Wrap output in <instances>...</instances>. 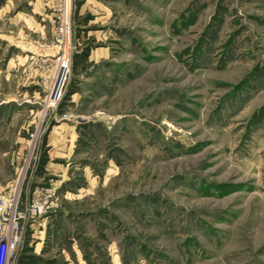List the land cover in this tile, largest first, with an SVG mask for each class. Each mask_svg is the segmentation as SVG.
Listing matches in <instances>:
<instances>
[{
    "label": "rangeland",
    "instance_id": "rangeland-1",
    "mask_svg": "<svg viewBox=\"0 0 264 264\" xmlns=\"http://www.w3.org/2000/svg\"><path fill=\"white\" fill-rule=\"evenodd\" d=\"M14 192V264H264V0H0Z\"/></svg>",
    "mask_w": 264,
    "mask_h": 264
},
{
    "label": "built area",
    "instance_id": "built-area-1",
    "mask_svg": "<svg viewBox=\"0 0 264 264\" xmlns=\"http://www.w3.org/2000/svg\"><path fill=\"white\" fill-rule=\"evenodd\" d=\"M19 197L13 194L0 197V264H14L13 258L20 241ZM45 204V203H44ZM43 203L36 199L32 204L33 213L41 212Z\"/></svg>",
    "mask_w": 264,
    "mask_h": 264
}]
</instances>
